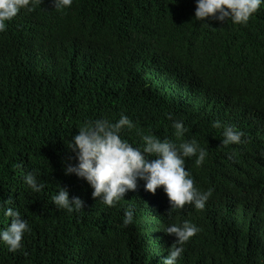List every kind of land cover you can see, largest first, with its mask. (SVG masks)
Returning <instances> with one entry per match:
<instances>
[{
    "label": "trees",
    "instance_id": "trees-1",
    "mask_svg": "<svg viewBox=\"0 0 264 264\" xmlns=\"http://www.w3.org/2000/svg\"><path fill=\"white\" fill-rule=\"evenodd\" d=\"M31 7L0 31V205L29 226L15 253L0 243V264H161L175 239L162 229L184 221L199 231L176 264H264V3L246 24L197 21L195 0ZM121 114L133 123L120 133L133 147L154 134L206 150L199 167L195 156L184 163L193 186L210 190L203 209L168 212L162 186L152 193L139 179L107 206L64 174L78 128ZM173 121L187 129L180 138ZM224 126L243 142L220 145ZM28 171L39 192L23 183ZM60 186L82 200L80 211L51 203ZM126 209L134 222L121 227ZM8 222L0 210V228Z\"/></svg>",
    "mask_w": 264,
    "mask_h": 264
},
{
    "label": "clouds",
    "instance_id": "clouds-1",
    "mask_svg": "<svg viewBox=\"0 0 264 264\" xmlns=\"http://www.w3.org/2000/svg\"><path fill=\"white\" fill-rule=\"evenodd\" d=\"M33 2L34 0H0V31L5 29L6 22L21 9L31 11ZM51 3L56 9H64L71 5L72 0H51ZM262 3L264 0H195L194 18L197 21L231 20L233 24H246ZM171 126L175 130L173 135L177 138L182 137L187 130L181 121H173ZM218 126V122L213 123V127ZM125 127L131 129L133 123L124 114L115 122L103 118L85 122L67 142V147L74 154L75 163L71 162L72 157L64 162V174H75L77 178H83L92 189L91 196L107 206H113L123 199L126 191L134 190L139 179L144 182V189L152 193L162 186L170 206L168 212L181 209L187 204L198 210L203 209L210 190L201 192L193 186L184 163L185 158L195 156L194 165L199 167L205 159L206 150L199 147L195 140L185 141L177 146L173 141L160 139L154 134L143 135V144L133 147L120 135ZM242 135V131L235 126H224L220 145L242 143ZM22 180L33 192H39L43 188L33 171L24 173ZM51 203L69 213L82 209V200L77 196L69 197L67 189L61 186L51 197ZM0 210L5 217L10 218L7 226L0 228V243L6 246L8 252L15 253L22 247V235L29 231L28 223L13 207L0 205ZM133 222V212L126 209L121 227H127ZM162 230L175 239L161 264H176L183 252L182 245L199 231L189 221L179 225L171 224Z\"/></svg>",
    "mask_w": 264,
    "mask_h": 264
}]
</instances>
